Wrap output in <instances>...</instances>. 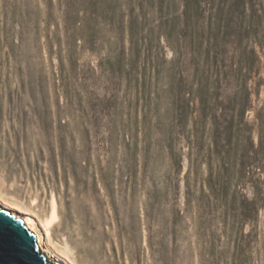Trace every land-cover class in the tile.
Returning a JSON list of instances; mask_svg holds the SVG:
<instances>
[{"label":"rangeland","instance_id":"obj_1","mask_svg":"<svg viewBox=\"0 0 264 264\" xmlns=\"http://www.w3.org/2000/svg\"><path fill=\"white\" fill-rule=\"evenodd\" d=\"M2 152L64 264H264V0H0Z\"/></svg>","mask_w":264,"mask_h":264},{"label":"bare ground","instance_id":"obj_2","mask_svg":"<svg viewBox=\"0 0 264 264\" xmlns=\"http://www.w3.org/2000/svg\"><path fill=\"white\" fill-rule=\"evenodd\" d=\"M4 151L5 147L3 149V152ZM3 152L1 153L4 157L2 160L3 165H0V204L2 207L11 210V212L17 217H22L25 220L29 229L36 234L37 243L39 244L40 249L45 252L48 257L54 258L59 264H64L62 263L60 256L70 259L73 254V247L67 237L61 236L60 242L55 240L54 237L53 226L60 219L58 199L56 196L51 198L50 206L43 210L42 217L39 218V221L34 217V215H32V213H34L33 210L27 208L26 205L20 203L19 201L10 199L9 195L3 191V187L9 185L7 184L6 163L11 155L10 152L9 154ZM35 203L36 202L34 200L32 205ZM48 245L53 246L56 252L53 253L54 251L52 252Z\"/></svg>","mask_w":264,"mask_h":264},{"label":"water","instance_id":"obj_3","mask_svg":"<svg viewBox=\"0 0 264 264\" xmlns=\"http://www.w3.org/2000/svg\"><path fill=\"white\" fill-rule=\"evenodd\" d=\"M23 220L0 204V264H59L40 249Z\"/></svg>","mask_w":264,"mask_h":264}]
</instances>
